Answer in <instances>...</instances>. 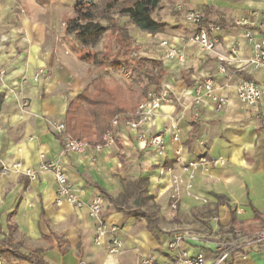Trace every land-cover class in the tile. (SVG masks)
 Wrapping results in <instances>:
<instances>
[{"label":"crops","instance_id":"0c3cea01","mask_svg":"<svg viewBox=\"0 0 264 264\" xmlns=\"http://www.w3.org/2000/svg\"><path fill=\"white\" fill-rule=\"evenodd\" d=\"M38 1L12 0L13 6L18 4L19 14L0 20L7 29L0 38V72H4L0 75V166L20 163L23 168L36 169L42 162L60 164L80 200L88 203L100 196L102 217L118 228L123 254L109 255L107 241L100 246L94 243L95 222L86 207L55 202L57 185L50 172L34 181L14 173L0 174V242L10 239L24 254L38 251L45 264H137L142 256H153L159 264H172L175 253L166 248L168 231L158 223L171 212L165 210L163 215L160 209L157 225L149 229L144 219L118 210L136 209L134 196L121 206L113 203L125 184L140 177L147 179L148 196L156 183L164 185L170 177L179 180L182 190L188 189L181 196L179 213L190 215L203 205L196 198L205 200L206 214L214 210V216L203 220H209L212 231L220 230L218 233L228 239L238 227H264L253 213L255 210L264 216V118L241 105L232 88L233 79L241 77L238 72L247 80H261L259 72L249 73L245 68L252 49L242 36L245 29L257 27L236 22L256 11L263 26L258 28L257 37L264 36V0H165L162 8L175 5V9L160 20L167 25L165 31L152 39L128 24L127 37L139 47L137 58L159 66L156 89L163 85L171 88V104H163L147 126L148 134H156L176 124L179 141L173 142L170 132L164 133L163 156L142 148L137 140L139 131L122 125L113 145L101 152L63 151L62 141L49 123H64L68 102L86 90L92 78L83 71L85 63L78 58L80 48L73 35L64 33L65 18L59 36L54 18L46 22L34 12L33 3L36 6ZM187 11L203 12L206 24L220 27L216 34L219 46L212 52H201L198 45L188 42L197 27L184 22ZM170 46L184 52L183 64L165 59ZM220 65L225 74L219 73ZM40 69L43 73L34 80ZM205 79H212L221 88L216 91L227 96L228 104L223 112L215 113L213 104L206 101L195 117L192 90ZM226 84L228 89H224ZM23 100L27 103L24 109ZM178 147L183 150V165L174 161ZM201 158L205 165L186 167ZM160 168L168 169L166 177L158 176ZM215 196H223L226 202L219 203ZM231 210L237 222L233 226L229 222ZM213 247L212 242L184 245L191 255L202 253L204 264H213ZM229 264H264V245Z\"/></svg>","mask_w":264,"mask_h":264},{"label":"built area","instance_id":"2783aa9c","mask_svg":"<svg viewBox=\"0 0 264 264\" xmlns=\"http://www.w3.org/2000/svg\"><path fill=\"white\" fill-rule=\"evenodd\" d=\"M183 20L185 23L197 27V31L189 37L188 42L198 45L201 52L210 53L219 46L216 34L220 32V27L215 24H206L205 14L203 12L187 11L183 14ZM236 25L251 26L252 28L257 27V30L245 29L242 36L252 49V55L247 60L245 68H248L247 72L249 73L259 72L261 80L255 82L237 77L233 79L232 88L237 101L241 105L255 112L259 118H264V36L257 37L258 28L262 29L263 26L259 23V14L256 11L250 12L248 18L237 21ZM162 45L166 46L167 43L163 42ZM164 57L167 60L174 59L179 64H183L185 61L184 52L181 49L171 46L168 47ZM225 72L224 66L220 65L219 73L225 74ZM3 73L4 72H0V75H3ZM42 73L43 70H38L34 80H37V77ZM226 88L228 89L227 84L224 85V89ZM217 89L221 90V88L216 87L212 79H205L193 87L191 108L194 111L195 117L198 115V108L206 101L213 104L215 113H220L225 110L228 104V98L226 95L218 93L216 91ZM170 92L171 88L166 85L148 91L139 102L134 113L121 121L122 126H125L129 130L139 131L140 128L151 124L156 117L157 110L163 104H171L172 99ZM26 107L27 103L23 100L21 102V108L24 109ZM49 124L54 134L62 141L63 151L78 154L90 152L96 154L101 152L103 149L113 144L118 134L117 119H114L112 121L111 130L103 136L102 144L91 147L84 140H74L68 137L64 123L50 122ZM140 131L144 132L143 130ZM166 132H170L173 142L177 143L179 141L178 130L175 123L166 128L163 133L149 134L147 137L139 133L138 139L144 147H149L155 155L163 156L165 152L163 135ZM94 160L95 157L92 156V161ZM174 161L177 164L183 165L184 159L181 147L175 149ZM198 162H189L187 167L193 168L197 164H206L203 158L198 160ZM45 172H50L56 182L55 202L60 203L64 201L79 209L86 207L88 216L95 222L94 243L100 246L107 241V253L109 255H122V243L120 241L118 228L102 217V200L100 196H94L88 203H84L80 200L73 191L68 177L60 164L52 161L42 162L36 169L23 168L20 163H14L8 166L2 164L0 166L1 175L14 173L24 176L30 181L36 180L38 175ZM202 237V235L191 231L171 232L167 238L166 248L168 251L175 253V260L172 264H204L205 260L202 253L198 252L191 255L184 249L185 244L203 242L201 241ZM230 238L231 240L229 242L214 244L213 264H229L236 258H245L250 252L258 250L264 245V228L251 235H242L240 232L234 231ZM137 264L159 263L153 256H142L139 258Z\"/></svg>","mask_w":264,"mask_h":264},{"label":"trees","instance_id":"16d2710c","mask_svg":"<svg viewBox=\"0 0 264 264\" xmlns=\"http://www.w3.org/2000/svg\"><path fill=\"white\" fill-rule=\"evenodd\" d=\"M165 0H132L130 5L126 0H99V4L85 0H75L72 4L73 16L64 22V33L73 35L77 42L79 60L89 62L93 67L102 70H117L124 68L129 79L115 80L114 77L105 79L100 75L95 77L88 89L68 102L64 125L68 137L74 140H84L95 147L102 144L103 136L111 130L112 121L121 122L127 116L134 113L139 105L140 98L144 97L149 85L155 82L157 76L149 75L145 64L157 65L149 60L131 56L130 52L121 51L116 54H106L90 49L101 43L112 25L104 26L102 20H106L111 13L120 17H127L129 22L138 30L150 34L165 31L167 25L156 20L153 15L157 9L163 7ZM159 68V66H158ZM150 72V71H149ZM238 75L246 79V76L238 72ZM151 78V79H150ZM146 81V82H145ZM115 142V141H114ZM147 179L137 180L125 184V189L113 201L114 204H123L126 199L134 196L137 200L136 209L118 208L119 211L130 216L142 218L149 229L157 225L156 215L147 209L141 210L145 201L151 197L147 195ZM219 203L226 202L223 196H215ZM254 219L264 223V216L253 210ZM234 211H230V224L236 225ZM258 229L239 228L242 235H251ZM11 229V228H9ZM0 264H45L39 258L38 251L24 254L20 251V245L10 239L0 242Z\"/></svg>","mask_w":264,"mask_h":264},{"label":"rangeland","instance_id":"374dc122","mask_svg":"<svg viewBox=\"0 0 264 264\" xmlns=\"http://www.w3.org/2000/svg\"><path fill=\"white\" fill-rule=\"evenodd\" d=\"M23 1H26V0H22V3ZM39 1L36 6L33 3V7L35 8L34 12H37L38 15L40 16V19L46 22L54 18L55 23H56L55 33L58 32V35L60 36L61 35L60 31L62 30V27H63L64 18L66 20L73 16V11L71 10V6L75 0H39ZM85 1L97 3V5L99 4V0H85ZM131 1L132 0H126V4L130 5ZM43 2L45 5L42 4ZM14 4L15 3H13L12 0H0V6L2 7V9H0V20H7L8 17L12 18L14 15L19 14L17 10L20 8L18 4L13 6ZM177 7H179V5ZM177 7H176V10H178ZM173 9H175V5L174 6L167 5L162 9L161 8L157 9L154 12L153 17L156 20H162L163 16L167 15V13L168 14L171 13ZM22 10L24 11L25 8H22ZM101 23L104 26L112 25V27L109 29L107 34L103 37L101 43L91 48L90 49L91 51L104 52L108 55L116 54L121 51H126V52H130L131 56L136 57V60H139L137 58L139 47L133 44V41H131V39L127 37V28H128L127 26L128 24H130L127 17H120L118 15L111 13L107 16L106 20L101 19ZM6 32H7L6 27L0 25V38L1 39L4 37V34ZM143 35H146V36L151 35L150 38L152 39V36L154 34H148L144 32ZM69 37L71 40L73 39L72 36H69ZM83 63H85V65H83V71L87 73V77H91L92 80L95 79V77L100 76V75L104 76L105 79H108L109 77H114L115 80H118L120 82L123 81L124 79H129L123 67L117 70H102L100 68L93 67V65L89 62H83ZM144 67H146V70L148 71V73H150L149 74L150 76L151 75L157 76L154 79L155 82L149 85V89L147 90L148 92L150 90L156 89L158 79H160L158 78L160 76L159 75L160 70L158 68V64L157 65L145 64ZM153 85L155 86V88H152ZM142 98H140L139 102L141 101ZM117 123H118L117 125V130H118L119 125H122V124L121 122H117ZM140 130H143L144 132H141ZM140 130H139V133L143 134L145 137L149 135L147 133V126L140 128ZM138 136H137V140L139 144L142 146V148H149V147H144V145L139 141ZM166 173H168V169L162 170L160 168L158 170L159 177H166L165 176ZM4 176H7V175H4ZM163 180L165 179L163 178ZM159 184L160 185H157L156 183L155 184L156 186L152 187L154 189L153 191H151V195H150L151 199L145 202L144 208L149 210L150 212L155 213V215L160 211V209L163 215L165 214V210L167 212H171V216L165 215L166 219L161 218L160 221L158 219L159 225L161 227L166 228V232L168 231L167 235L170 234L171 232L191 231V232L199 233L200 235H202L203 237L201 241L203 242H212L213 244H217L219 242H229L231 240V238L228 239L227 237L220 235L218 233V232L221 233L220 230L215 229L213 232L211 229V226L209 225L210 221L203 220V219L208 218V216H214L213 214L214 210L210 211L211 212L210 214L209 213L208 215L206 214L205 212V208H206L205 202L206 201L205 200L197 197L196 199H198L203 205L199 209L191 211L190 215L189 213L181 214L178 211L179 203L181 200V196L184 195V193L188 191V189L182 190V186L179 180H175V178L173 177L168 178V180L166 179V181H164V185H161L162 183H159ZM130 202H132V200L129 201L128 203Z\"/></svg>","mask_w":264,"mask_h":264}]
</instances>
